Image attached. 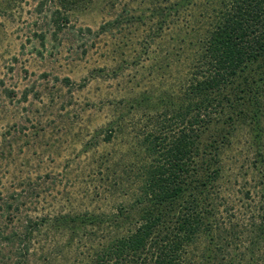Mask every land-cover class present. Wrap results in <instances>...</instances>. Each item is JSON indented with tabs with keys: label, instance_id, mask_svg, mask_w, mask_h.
Segmentation results:
<instances>
[{
	"label": "rangeland",
	"instance_id": "rangeland-1",
	"mask_svg": "<svg viewBox=\"0 0 264 264\" xmlns=\"http://www.w3.org/2000/svg\"><path fill=\"white\" fill-rule=\"evenodd\" d=\"M180 2L0 0V264L24 260L7 237L24 238L31 219L134 202L139 142L164 122L155 92L182 79L192 29L202 28L197 0L189 10ZM144 95L148 108H133ZM239 120L219 181L236 205L249 186H264V115L256 142L254 125ZM90 230H37L30 264H88L103 236Z\"/></svg>",
	"mask_w": 264,
	"mask_h": 264
},
{
	"label": "trees",
	"instance_id": "trees-1",
	"mask_svg": "<svg viewBox=\"0 0 264 264\" xmlns=\"http://www.w3.org/2000/svg\"><path fill=\"white\" fill-rule=\"evenodd\" d=\"M180 4L188 10L195 5L194 0ZM197 4L202 28L186 32L193 37V60L179 82L155 92L164 122L139 142L145 155L134 167V202L110 214L73 211L29 220L28 235L7 237L24 253L20 264H30L36 244L30 237L43 228L74 234L91 228L94 236L101 231L90 246L88 264H248L252 259V264H264L263 182L249 186L238 205L219 185L222 147L233 136L229 129L242 119L254 125L252 142L261 137L264 0ZM59 19L54 20L61 30ZM146 96L133 108H146L140 103ZM237 240L244 250L234 254L229 249Z\"/></svg>",
	"mask_w": 264,
	"mask_h": 264
}]
</instances>
